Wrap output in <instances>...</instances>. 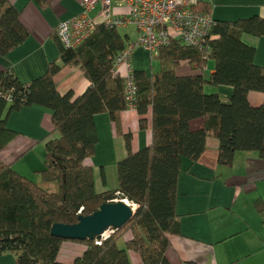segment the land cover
Masks as SVG:
<instances>
[{
  "label": "trees",
  "instance_id": "16d2710c",
  "mask_svg": "<svg viewBox=\"0 0 264 264\" xmlns=\"http://www.w3.org/2000/svg\"><path fill=\"white\" fill-rule=\"evenodd\" d=\"M192 8L209 14L208 5L200 1ZM117 30L98 23L75 48L58 42V62L50 61L42 75L26 83L10 69L0 71V149L15 134L5 124L9 112L31 105L50 112L42 168L35 171L38 182L0 161V254L13 253L16 264H131L127 251L139 256L137 264H168V235L178 231L175 197L181 159L195 160L207 136L217 142L219 165L230 166L237 151H254L264 158V67L253 63L254 48L240 39L241 33L264 36V18L215 21L206 59L196 48L171 38L149 54L156 69L132 70L138 125L144 128L149 112L151 139L131 151L124 133L126 154L115 166L117 187L96 192L90 164L97 141L93 115L107 113L118 129V112L126 108L122 78L111 72L114 56L125 45ZM25 36L15 9L0 0V55ZM208 60L213 69L204 78L202 67ZM181 61L194 64L195 72L177 75L173 67ZM60 65L78 66L88 81L82 93L56 90L53 75ZM204 85L230 86L228 102H221L216 92H204ZM248 91L261 93V103L249 104ZM198 117L202 126L189 129L188 122ZM115 198L134 205L130 219L118 229L109 228L103 239L70 240L82 243V252L70 263L57 261L65 239L51 235L50 225L75 223L79 208L86 215ZM253 204L261 206L259 201ZM125 233L129 237L119 248L117 241Z\"/></svg>",
  "mask_w": 264,
  "mask_h": 264
},
{
  "label": "crops",
  "instance_id": "0c3cea01",
  "mask_svg": "<svg viewBox=\"0 0 264 264\" xmlns=\"http://www.w3.org/2000/svg\"><path fill=\"white\" fill-rule=\"evenodd\" d=\"M8 1L17 12L26 36L10 51L0 55V71L10 69L19 82L26 83L42 75L50 61L58 62L59 43L54 29L59 21L76 15L80 5L78 0ZM198 1L208 5L209 15L215 21H233L253 15L264 18V0ZM98 12L99 6L96 5L88 15L100 18ZM123 13L122 7L111 8L112 15ZM117 29L125 36V43L136 38L132 25ZM240 39L254 48L253 63L264 67V36L241 33ZM208 61L202 71L204 78L213 69L212 62L208 65ZM130 63L132 70L146 73L154 70L149 53L141 47L133 50ZM173 69L177 75L195 72L194 64L185 61ZM53 82L59 93L70 91L73 96L82 93L88 85L78 66L70 65H60L53 75ZM203 91L216 92L221 102L226 103L232 89L225 85H204ZM262 98L259 92H247V101L253 106L260 104ZM49 116L47 108L31 105L12 110L5 119L6 126L15 134L0 149V161L30 180L37 176L35 171L42 168L43 143L50 128ZM138 118L134 109L120 110L117 129L107 113L93 115L97 141L90 164L96 192L117 187L115 166L126 154L124 133L129 135L131 151L149 144L150 113L144 114V128L139 127ZM201 126L200 117L188 122L191 130ZM216 154L217 142L207 136L205 146L195 160L181 159L175 197L178 231L168 235L165 249L168 264H264V158L254 151H237L231 165L225 167L217 164ZM254 201H259V209L255 208ZM128 237L129 233H125L121 238ZM63 242L67 244L65 249H62ZM76 247L82 252L84 245L62 240L58 253ZM127 256L131 264L140 262L134 252L129 251ZM0 264H16L13 253L2 252Z\"/></svg>",
  "mask_w": 264,
  "mask_h": 264
},
{
  "label": "built area",
  "instance_id": "2783aa9c",
  "mask_svg": "<svg viewBox=\"0 0 264 264\" xmlns=\"http://www.w3.org/2000/svg\"><path fill=\"white\" fill-rule=\"evenodd\" d=\"M198 0H78L80 11L66 20L59 21L55 36L64 48L77 47L98 23L106 28H123L132 25L136 38L125 43L114 56L111 72L121 76L126 108L134 109L135 87L130 63L132 52L141 47L149 54L160 46L168 45L171 38L196 48L202 59L209 53L211 28L215 20L204 12L192 8ZM99 6L100 18H92L88 12ZM119 6L123 15H112L111 8ZM205 69V66L202 67ZM7 98V96H6ZM81 208L77 210L80 214ZM105 236H100L103 239ZM99 239L94 240L99 244Z\"/></svg>",
  "mask_w": 264,
  "mask_h": 264
},
{
  "label": "water",
  "instance_id": "95a60500",
  "mask_svg": "<svg viewBox=\"0 0 264 264\" xmlns=\"http://www.w3.org/2000/svg\"><path fill=\"white\" fill-rule=\"evenodd\" d=\"M132 213L130 203L124 199H112L100 204L89 214H78L75 223H52L49 233L65 240L99 238L109 228H120Z\"/></svg>",
  "mask_w": 264,
  "mask_h": 264
},
{
  "label": "rangeland",
  "instance_id": "374dc122",
  "mask_svg": "<svg viewBox=\"0 0 264 264\" xmlns=\"http://www.w3.org/2000/svg\"><path fill=\"white\" fill-rule=\"evenodd\" d=\"M144 50V49H143ZM146 51V50H145ZM147 52V51H146ZM148 53V52H147ZM211 63H210V61H208V65H210ZM151 65L153 66V69H155L156 68V63H155V60H153V59H151ZM147 73H149V71H147ZM32 180L33 181H35V182H38L39 181V178H38V176H33L32 177ZM115 199H118V198H115ZM126 201V200H125ZM127 202V201H126ZM129 203V202H128ZM110 233V230L109 229H107V230H105L102 234H101V236L103 237V236H107L108 234ZM123 240H124V238H121V239H119L118 241H117V246L119 247V248H122L123 247ZM66 243H62V249H65L66 248ZM81 253V249H80V251H79V248L78 247H76V248H69V249H67V250H64V253H63V251L62 252H59L58 253V255H57V258H56V260H58V261H62V262H66V263H70L73 259H74V257H76V256H78L79 254ZM127 253H129V251H127Z\"/></svg>",
  "mask_w": 264,
  "mask_h": 264
},
{
  "label": "bare ground",
  "instance_id": "6f19581e",
  "mask_svg": "<svg viewBox=\"0 0 264 264\" xmlns=\"http://www.w3.org/2000/svg\"><path fill=\"white\" fill-rule=\"evenodd\" d=\"M131 208L134 209V205L130 204Z\"/></svg>",
  "mask_w": 264,
  "mask_h": 264
}]
</instances>
